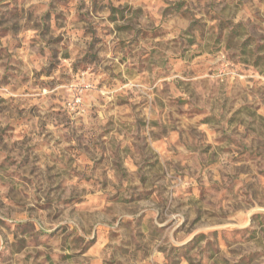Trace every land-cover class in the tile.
<instances>
[{
  "label": "rangeland",
  "instance_id": "374dc122",
  "mask_svg": "<svg viewBox=\"0 0 264 264\" xmlns=\"http://www.w3.org/2000/svg\"><path fill=\"white\" fill-rule=\"evenodd\" d=\"M0 264H264V0H0Z\"/></svg>",
  "mask_w": 264,
  "mask_h": 264
}]
</instances>
